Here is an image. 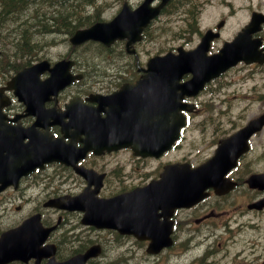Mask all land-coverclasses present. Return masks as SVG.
I'll use <instances>...</instances> for the list:
<instances>
[{
  "label": "flooded vegetation",
  "instance_id": "1",
  "mask_svg": "<svg viewBox=\"0 0 264 264\" xmlns=\"http://www.w3.org/2000/svg\"><path fill=\"white\" fill-rule=\"evenodd\" d=\"M187 1L186 15L189 17L191 11L196 13L192 17L195 19L196 38L184 42V46L190 49L199 43L205 31L212 30L217 36L209 42L207 51H218L223 42L231 40L243 26L250 22L255 14L264 16V0H217L219 4L220 1L223 4V11L219 16L210 13L204 15L202 12L204 7H209L211 9L208 10L212 11L214 0ZM202 14L203 16H201ZM236 15L237 21H242L243 25L232 38L225 37L224 34L228 29L229 21L231 17ZM261 18L260 23L254 26L256 30L250 34L249 38H246L247 43L250 44L248 51H257L256 55L252 56L255 57L254 60L236 63L206 82L203 88L194 96L183 98L184 102L193 103L195 108L196 103L199 104L201 99L208 98L212 92L221 93L222 97L226 91H230L229 96L226 97L228 105L222 113L223 117L221 119L216 118L213 123L210 135V153L200 157L201 151L195 149L184 151L182 148V145L186 142V132L191 126L190 119L192 120L196 116V105L195 111L180 112L185 120L184 126L180 130L179 139L169 150L157 157L133 156L131 152L133 163L129 168V179H127L124 187L123 180L118 174L117 183L120 185L115 188L117 191L122 192L142 187L149 182L158 181L164 167L172 163L189 162L193 166H198L211 156L215 148L224 140L233 136L249 121L264 112V17ZM198 21H200V25H198ZM221 22L222 26L218 28ZM116 55L115 51H103L97 54L99 58L103 59L111 57V61L115 63L117 60ZM86 57L87 72H90L93 68H100V65L92 60L93 55L88 53ZM7 67L8 65L6 70H9ZM117 71H119V66L112 68L103 79L99 80L96 88H90L92 82L90 79L81 82V84L78 81L74 82L60 92L55 100L50 99L45 102L44 107L46 109L53 108L57 114H61L66 102L73 98H80L79 102L81 104L97 108L96 103L85 101V98L97 92L104 95L111 93V90L117 87L116 84L113 85ZM127 72H130V70ZM141 74L140 69H136L135 72L127 74L126 82L133 83ZM3 78L4 74L0 70V90L6 84ZM189 78L190 74H185L181 81H186ZM238 78L251 86L247 91V103L244 107L245 112L242 114L234 111L235 88L239 82ZM216 87L218 89L214 90ZM250 93L258 97L255 101L256 111L251 110ZM14 96L12 90L1 91L0 132H4L6 144L0 146V172H5L10 176L19 173L23 166L38 157L39 154L32 147H25L28 141L37 140V136L44 133L41 126L30 128L37 119L40 120V125L43 123L44 113L38 112L35 108H32L30 112H26V108ZM220 101L221 99L217 103ZM103 109L107 110L108 107H103ZM163 114L165 118L172 117V112H164ZM101 115H103V111H99V114L89 113L86 117L85 127L82 122L77 123L76 127L73 126V135H76V131L83 130L87 135V142L91 143L95 131L99 127ZM66 120L65 118L64 121ZM48 132L53 138L63 137L65 143L72 142L75 149L72 156L76 159L74 164L87 168L108 169L109 160H107V157L100 163L98 159L93 158L95 155L92 152L87 151L82 154L78 151V148L84 145L81 142L84 138L83 135L74 136L75 141H72L70 130L62 132L58 125H51ZM29 138L32 139L29 140ZM11 142L15 143L14 147ZM181 152L184 153L181 155ZM47 166L51 168L46 171L36 170L28 176H21L14 187L5 186L0 191V197L3 196L5 201L9 200V205H11V199L24 198V207L31 204L33 208L28 211H33L42 202L45 194L57 197L73 194L79 177L72 172L71 168L58 163ZM117 167L119 168V166ZM252 175L264 176V126L248 138L245 152L239 156L235 167L223 176V178L236 183L233 190H227V185L223 188L219 186L218 189H224L223 192L216 193L208 190L205 198L187 208H174L168 217L161 214L160 208L155 210L156 227L160 230L171 227L170 237L172 243L170 247L162 248L158 253L151 254V258L145 262L149 241L139 240L132 235L117 234L110 230L109 234L107 232L101 234L102 255L105 258L114 256L115 252H119L125 246L124 261L121 264H264V224L250 218L253 214L264 212V208L261 210L248 208L250 203L264 198V190L252 188L248 185L247 180ZM5 214L11 217L4 207L0 206V217ZM7 215L4 221H10V217ZM60 215L64 214L60 213ZM61 225L63 224L58 226V230L53 233L52 238L59 237ZM64 235L66 234L61 236ZM258 246L262 247V251H258ZM140 250L143 252L142 257L139 255ZM67 254L65 253L63 256L67 258ZM32 262H11L9 264H31ZM43 262L41 260V263Z\"/></svg>",
  "mask_w": 264,
  "mask_h": 264
},
{
  "label": "rangeland",
  "instance_id": "2",
  "mask_svg": "<svg viewBox=\"0 0 264 264\" xmlns=\"http://www.w3.org/2000/svg\"><path fill=\"white\" fill-rule=\"evenodd\" d=\"M136 1V0H134ZM116 0L111 1V6H109L108 8L103 10L102 13V17L107 18L109 17V15L115 11V7L112 5H115ZM26 5H28V3H26ZM3 10L2 6L0 7V11ZM222 12V6L219 4V8L218 10H213L214 14H217L219 16V14ZM47 18V17H46ZM0 24L1 22H5L6 24L9 23V16L8 15H3L0 16ZM41 23H43L41 21ZM44 24V23H43ZM58 25V24H57ZM162 25H166L170 28V33L167 35H160V36H156L154 38H150V40L145 39V41H143L140 46L138 47V55H139V59L141 62H145L146 59L152 55H154L156 52H158L157 50L159 49L160 46H164L166 44V46H175L177 44L180 43V35L183 32V29L185 28L186 24L181 20V17L178 15H174L171 16L169 19H165V22L163 24L155 23L152 28L149 31V35H154V34H158L159 30L161 28ZM241 25V21H237L235 18H232L229 22L228 25V32L225 33V35H231L234 31H236V29ZM12 26V25H11ZM52 26V25H51ZM51 26L49 25H42V29L49 31V29L51 28ZM60 26V25H59ZM15 30L22 28V25H20L19 23H16V25L12 26ZM58 26H55L54 28H57ZM61 27V26H60ZM37 27L33 26L32 28H29V30H34ZM53 29H50V31H54ZM64 30V29H63ZM61 30V31H63ZM166 33L169 32L168 28H165ZM16 39L18 37H24L23 35H21L18 32H15L14 36ZM12 37V40H14ZM34 35L32 36H28L27 35V41H31L33 39ZM65 34L64 31L61 32L60 34H56L54 38H51L49 36H45V35H40L39 37L35 38L34 40L40 42V50H39V56L43 57H49V58H56L57 56H59L62 53H65V51H67V43L65 42ZM24 39V38H23ZM22 39V40H23ZM14 41H18V40H14ZM7 53H8V57L12 60L14 59V55L12 54V47H8L6 49ZM17 53V51H16ZM89 54L94 55L95 51H88ZM37 57V55H35L34 53L31 54V56L28 55H23V57L19 58V61H26L27 59L30 60H34ZM3 58L0 57V61ZM18 61V60H17ZM2 64V63H0ZM238 109L236 108V111ZM179 156V154H178Z\"/></svg>",
  "mask_w": 264,
  "mask_h": 264
},
{
  "label": "water",
  "instance_id": "3",
  "mask_svg": "<svg viewBox=\"0 0 264 264\" xmlns=\"http://www.w3.org/2000/svg\"><path fill=\"white\" fill-rule=\"evenodd\" d=\"M204 52L205 51L200 50L191 52L184 61L172 60L171 64L173 66L168 68V72H171L172 79H174L179 77L187 70V65L191 66L190 70L195 72V77L188 84H185L183 88L187 94L195 93L201 87L202 83L211 77V73H213V67H215V64L219 62L217 56L206 57ZM212 171L213 167H203L198 172V179L191 181L190 192L185 188H181V194L185 201L192 200L193 197L197 196V194L203 190L205 186L211 185L213 183ZM206 175L209 176L207 180L205 179Z\"/></svg>",
  "mask_w": 264,
  "mask_h": 264
},
{
  "label": "trees",
  "instance_id": "4",
  "mask_svg": "<svg viewBox=\"0 0 264 264\" xmlns=\"http://www.w3.org/2000/svg\"><path fill=\"white\" fill-rule=\"evenodd\" d=\"M10 1V4H9V7L10 8V13H14L17 8H18V5L23 1V2H27V3H30L32 4L33 3V0H8ZM72 18V17H70ZM55 26H58L60 27L59 25H57V22L55 21V23L52 24L51 28L50 29H53ZM49 29V31H50ZM24 37H18L17 39L15 37H13L14 40H20V39H23Z\"/></svg>",
  "mask_w": 264,
  "mask_h": 264
},
{
  "label": "bare ground",
  "instance_id": "5",
  "mask_svg": "<svg viewBox=\"0 0 264 264\" xmlns=\"http://www.w3.org/2000/svg\"><path fill=\"white\" fill-rule=\"evenodd\" d=\"M1 21V20H0ZM1 24H2V22H1Z\"/></svg>",
  "mask_w": 264,
  "mask_h": 264
}]
</instances>
